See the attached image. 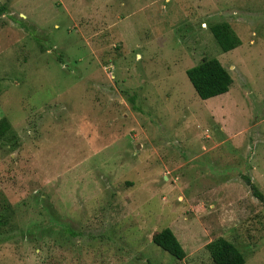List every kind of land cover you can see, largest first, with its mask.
Returning <instances> with one entry per match:
<instances>
[{
	"label": "rangeland",
	"instance_id": "374dc122",
	"mask_svg": "<svg viewBox=\"0 0 264 264\" xmlns=\"http://www.w3.org/2000/svg\"><path fill=\"white\" fill-rule=\"evenodd\" d=\"M0 7V264H214L219 237L264 264V0ZM211 57L233 83L204 100L187 69Z\"/></svg>",
	"mask_w": 264,
	"mask_h": 264
},
{
	"label": "trees",
	"instance_id": "16d2710c",
	"mask_svg": "<svg viewBox=\"0 0 264 264\" xmlns=\"http://www.w3.org/2000/svg\"><path fill=\"white\" fill-rule=\"evenodd\" d=\"M5 7H0V14ZM211 31L223 52L230 51L242 41L229 23H217L211 26ZM187 75L200 98L206 100L221 95L230 90L233 78L230 71L216 58H204L195 66L187 69ZM11 124L6 117L0 119V137H5L11 131ZM249 181V178L246 177ZM264 200V195L257 189L254 192ZM153 242L168 251L176 259L182 260L186 252L180 240L170 227L154 233ZM214 264H245L244 253L230 240L219 237L207 245Z\"/></svg>",
	"mask_w": 264,
	"mask_h": 264
}]
</instances>
